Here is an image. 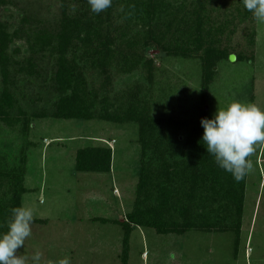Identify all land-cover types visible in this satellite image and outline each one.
Returning <instances> with one entry per match:
<instances>
[{
    "label": "rangeland",
    "instance_id": "374dc122",
    "mask_svg": "<svg viewBox=\"0 0 264 264\" xmlns=\"http://www.w3.org/2000/svg\"><path fill=\"white\" fill-rule=\"evenodd\" d=\"M240 4L167 0L152 23L120 17L118 11V40L109 64L96 66L93 58L83 57L80 70L97 94V108L107 101L110 111L119 113L136 102L154 124L143 136L135 122L51 116L60 92L50 51L36 52L34 69L23 63L30 55L27 43H10L7 73L0 67V97L6 88L12 95L5 107L8 120L0 118V198L12 186V178L23 174L22 206L33 210L34 222L20 254L39 250L42 264L64 257L71 264H122L124 230L119 222L135 205L154 207L160 187L168 185L173 193L166 223L182 227L192 221L195 227L166 235L133 226L127 264H264V144L255 146L249 157L253 170L236 186L244 197L238 246L233 198L206 186L207 169L195 167L191 154V141L204 131L201 118H212L217 107L240 101L264 110V24L252 14L243 21L237 16L205 33L206 41L229 54L209 75L204 70L205 52L190 41L199 35L197 27L204 28L210 19L216 24L220 12ZM60 10L59 0H0V24L14 28L25 13L32 32L39 26L51 31ZM82 53L77 48V55ZM95 139L108 140L112 147L111 171H77L78 149L103 143ZM146 139L149 147L142 155ZM143 175L146 183L138 194Z\"/></svg>",
    "mask_w": 264,
    "mask_h": 264
},
{
    "label": "trees",
    "instance_id": "16d2710c",
    "mask_svg": "<svg viewBox=\"0 0 264 264\" xmlns=\"http://www.w3.org/2000/svg\"><path fill=\"white\" fill-rule=\"evenodd\" d=\"M240 1L242 2V0ZM59 2L61 13L55 29L51 31L39 26L35 27L36 32H32L26 26L31 21V18L25 13L21 14L20 20L16 21L14 28L0 24V67L2 74L7 73L8 68L6 66L12 57L7 52L10 43H15L18 40L27 43L30 55L24 59L23 63L26 67L28 65L34 69H36L34 64L36 52L38 50H48L56 66L54 79L58 83L57 90L60 92L55 111L50 114L51 116L61 119L81 120L98 118L123 124L135 122L139 124L140 136H143L154 124L150 120V117L143 115L144 109H139L136 102L131 101L119 113L110 111L105 100V104L102 105L103 107L97 108L95 99L97 94H93L88 88L84 73L81 72L84 68L81 60L83 57L84 60L90 57L94 59L92 64L105 67L109 64V55L112 53L111 48L113 45H116L118 40L117 35H115L118 25L116 22L117 12L120 11V17L137 19L142 23H152L153 20L161 15L167 0H112V6L100 14H95L91 11L87 0H59ZM242 4L235 5V8L229 12H220L219 17L216 16L219 18L216 24H212L210 19L212 16L210 14L207 15L206 18L210 17L208 22L210 24L205 26L202 23L204 28L197 27V34L199 35L194 40H190L191 42L194 41L197 48H201L205 52L206 63L204 70L208 75L213 72L212 68L215 64L227 58L229 54L225 49H221L215 44L211 45L210 41H206V38H204L205 33H212V30H217L222 24H228L231 20L237 18V16L240 17V20H245L251 13ZM120 6H122V9H120ZM77 48L83 49L81 55H77ZM172 52H174V49L171 50ZM177 53L179 54L180 51H177ZM69 90L70 92L68 93ZM11 97L12 95L8 88L2 92L0 97V118L4 121L8 120L4 117V114L6 111L5 107L11 103ZM42 114L41 116H48L47 113ZM175 125L178 126L179 124L175 123ZM201 138L197 137L194 138V141H191L193 144L191 154L196 160L194 166H203L207 169L206 174L203 175L206 186L216 192L224 190L225 195L233 198V205L236 207L238 215L237 226L234 229L236 232V246H238L244 197L243 192L238 191L236 186L239 188L244 179L236 182L230 173L219 168L214 162V158L207 153ZM148 142H150L148 139L142 141V155L145 154V150L149 147ZM153 143L158 144L156 141ZM112 159L113 150L109 145L102 143L89 145L78 149L75 168L80 172H110L112 169ZM20 175L18 178H12V186L0 198V224L10 215L9 210L12 207L22 206V195L25 193L26 187L22 183L23 174ZM209 175H211V180L208 182ZM144 178L143 175L140 179V184L137 188L138 194L146 183V178ZM160 189L157 203L154 207L143 209L139 207V204L135 205L134 209L126 215L124 221L119 222L116 220L124 230L122 264L128 263L130 235L133 231V226L153 228L158 234L166 235L172 232L181 235L195 227L192 221H187L182 227H175L176 225L170 226L166 223L164 215L166 209L169 207L173 191L168 185H162ZM192 194L191 192L188 196L191 197ZM140 200H137V203ZM184 208L189 210L187 206ZM97 218H94V220H101L103 222L110 220L103 217ZM5 230L4 228H0V232ZM220 230L226 231L228 228Z\"/></svg>",
    "mask_w": 264,
    "mask_h": 264
},
{
    "label": "clouds",
    "instance_id": "9594fccd",
    "mask_svg": "<svg viewBox=\"0 0 264 264\" xmlns=\"http://www.w3.org/2000/svg\"><path fill=\"white\" fill-rule=\"evenodd\" d=\"M90 9L100 14L112 6V0H87ZM244 8L255 21L264 24V0H242ZM202 143L216 165L230 173L236 182L243 180L252 170L249 159L256 145L264 144V110L254 103L232 101L226 107H217L212 118H201ZM0 228V264H42L39 250L32 255L20 254L26 240L32 235L34 214L31 208L12 207ZM52 264H71L64 257Z\"/></svg>",
    "mask_w": 264,
    "mask_h": 264
},
{
    "label": "crops",
    "instance_id": "0c3cea01",
    "mask_svg": "<svg viewBox=\"0 0 264 264\" xmlns=\"http://www.w3.org/2000/svg\"><path fill=\"white\" fill-rule=\"evenodd\" d=\"M104 140H107V139H104ZM93 141V140H92ZM95 141H97V142H103V143H105V144H108V140L107 141H102L101 139H95ZM102 143V144H103ZM97 144H101V143H97ZM89 146V145H88ZM110 146V145H109ZM76 159V158H75ZM75 163H76V161H75ZM76 165V164H75ZM131 249V248H130Z\"/></svg>",
    "mask_w": 264,
    "mask_h": 264
},
{
    "label": "water",
    "instance_id": "95a60500",
    "mask_svg": "<svg viewBox=\"0 0 264 264\" xmlns=\"http://www.w3.org/2000/svg\"><path fill=\"white\" fill-rule=\"evenodd\" d=\"M230 58L233 60L235 57H234V55H231Z\"/></svg>",
    "mask_w": 264,
    "mask_h": 264
}]
</instances>
